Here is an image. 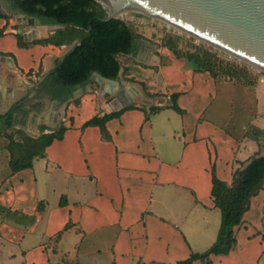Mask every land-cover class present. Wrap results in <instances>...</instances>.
<instances>
[{
  "label": "crops",
  "instance_id": "crops-1",
  "mask_svg": "<svg viewBox=\"0 0 264 264\" xmlns=\"http://www.w3.org/2000/svg\"><path fill=\"white\" fill-rule=\"evenodd\" d=\"M4 8L0 2V115L19 107L1 131L20 128L36 137L62 123L67 128L31 167L15 172L8 139L0 135V264H178L208 249L221 223L211 193L213 172L231 184L236 169L264 152L259 135L246 134L251 126L264 129V86L194 69L176 56L172 75L169 67L158 68L173 83L159 96L163 102L133 104L144 93L121 71L102 95L91 75L82 90L60 101L40 90L39 82L79 38L42 42L65 25L12 4L11 11ZM125 55L148 65L146 70L158 64L140 39ZM236 86H252L258 94L253 105H242L248 117L242 111L241 129L232 120L228 127L227 111L212 107L225 94L232 113ZM118 93L127 100L121 108L133 107L106 120L107 137L99 125L83 126L96 114L115 111ZM172 93L182 111L171 106ZM153 105L162 108L152 113ZM233 234L227 253L211 252L186 264H264V183Z\"/></svg>",
  "mask_w": 264,
  "mask_h": 264
},
{
  "label": "trees",
  "instance_id": "trees-1",
  "mask_svg": "<svg viewBox=\"0 0 264 264\" xmlns=\"http://www.w3.org/2000/svg\"><path fill=\"white\" fill-rule=\"evenodd\" d=\"M12 6L27 15L40 18L43 21L65 25L50 37L41 39L57 45L68 43L75 38L79 42L73 46L56 65L39 82V89L46 91L52 98L65 101L73 95L74 89L80 85L84 87L91 80L93 72H98L108 78H116L122 67L119 54H129L134 51L140 34L120 17L107 18L104 7L98 0H10ZM20 44H22L20 42ZM177 56L183 53L175 51ZM211 53L205 55L189 53L185 58L194 69L208 70L211 66ZM235 73L243 71L237 67ZM177 93H172V107L182 109L176 103ZM19 106L14 104L5 114L0 115L1 129L12 124L13 111ZM94 115L87 119L83 126L99 125L103 135L107 137L106 120L119 116L126 108ZM161 106L153 105L149 108L154 113ZM67 126L62 123L58 128L42 132L33 137L18 128L11 132H4L8 141L6 148L9 152V166L12 172L32 166L36 157L43 156L47 145L54 139L63 137ZM264 183V155L252 158L241 170L236 169L231 184L212 175L211 193L216 205L221 210V223L215 242L203 252H192L185 260L178 264L191 263L197 258H206L211 252L227 253L235 243L234 225L240 223L244 211L249 206L250 197L255 194Z\"/></svg>",
  "mask_w": 264,
  "mask_h": 264
},
{
  "label": "rangeland",
  "instance_id": "rangeland-1",
  "mask_svg": "<svg viewBox=\"0 0 264 264\" xmlns=\"http://www.w3.org/2000/svg\"><path fill=\"white\" fill-rule=\"evenodd\" d=\"M2 1L4 0H0L2 6H4ZM98 1L100 2V0ZM101 5L104 7L106 14L112 10L107 4L101 3ZM114 16L124 19L136 33L140 34V42L144 48L149 50L150 54H152V58H156L155 61L158 63L150 66L152 67V70H146L148 65L146 66L142 62H136L133 57L128 55H118L123 68L121 70L122 79L130 81L140 92H142V94L144 93V95H142L143 100L135 101L133 104H143L142 101L154 103L156 101L163 102L165 100L164 97L159 96H164L165 93L169 92L172 88V78L168 75H164L163 72H159L158 68H161V66L169 67V75H172L173 68H176H171V58L176 57L177 55L172 49H170V45L174 46L175 51L182 52L183 55L177 57L185 60H187L185 55L189 53L194 52L199 55H205V51H208L211 53L210 60L212 61L211 66L208 68L213 73L226 79L242 83H256L258 81L260 86H264V70L262 68L214 47L173 25H169L166 21L155 15L149 14L140 9H128L121 10L120 12L115 13ZM187 64L191 66L188 60ZM237 67L241 68L243 71L235 73L233 70ZM260 77H263V81L260 80ZM231 85V83L228 84V86ZM93 89L97 90V87H94ZM255 94L256 89L252 88V86L250 89L244 86H236V91L233 93L235 99L232 113L230 107L228 110V106H225V94H222V97L224 98L223 102L216 101L212 104V107L216 106L222 111L225 109L227 111V116L229 117L227 126L231 127L234 123L233 125L241 129L243 124L241 114L244 109H242V105H244L245 102H249L253 105L254 96H258V94ZM95 95H97L96 92ZM259 97H262L261 93L259 94ZM246 113L247 111H243L245 116H247ZM248 113L253 114L251 112ZM245 116L244 118H246ZM231 120L233 123H231ZM43 128L44 127H42V130ZM255 129V126L249 127L246 134L252 137L259 135V138L261 139L260 143L264 145V129L258 128L257 131H255ZM0 135L3 137L5 136L3 131ZM6 138L4 137L5 140H7Z\"/></svg>",
  "mask_w": 264,
  "mask_h": 264
},
{
  "label": "water",
  "instance_id": "water-1",
  "mask_svg": "<svg viewBox=\"0 0 264 264\" xmlns=\"http://www.w3.org/2000/svg\"><path fill=\"white\" fill-rule=\"evenodd\" d=\"M100 2L112 8L107 18L113 17L121 10H144L264 70V0H100ZM2 3L4 9L11 11L10 0H4ZM18 31L23 35L25 33L22 27L18 28ZM93 75L99 81L101 95L104 89L111 90L106 83L117 82L116 78H108L98 72H93ZM80 90L82 88L78 85L73 93ZM116 96L121 99L113 102L112 110L127 104V100L122 98L120 93ZM260 155H264V152H258L252 158Z\"/></svg>",
  "mask_w": 264,
  "mask_h": 264
},
{
  "label": "flooded vegetation",
  "instance_id": "flooded-vegetation-1",
  "mask_svg": "<svg viewBox=\"0 0 264 264\" xmlns=\"http://www.w3.org/2000/svg\"><path fill=\"white\" fill-rule=\"evenodd\" d=\"M138 43H139V39L136 41V45H138Z\"/></svg>",
  "mask_w": 264,
  "mask_h": 264
},
{
  "label": "bare ground",
  "instance_id": "bare-ground-1",
  "mask_svg": "<svg viewBox=\"0 0 264 264\" xmlns=\"http://www.w3.org/2000/svg\"><path fill=\"white\" fill-rule=\"evenodd\" d=\"M169 25H173L172 23H170V22H167ZM174 26V25H173Z\"/></svg>",
  "mask_w": 264,
  "mask_h": 264
}]
</instances>
